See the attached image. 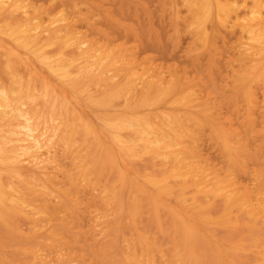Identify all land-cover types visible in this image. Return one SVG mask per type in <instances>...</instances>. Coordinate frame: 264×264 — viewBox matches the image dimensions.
Returning <instances> with one entry per match:
<instances>
[{
	"label": "bare ground",
	"instance_id": "6f19581e",
	"mask_svg": "<svg viewBox=\"0 0 264 264\" xmlns=\"http://www.w3.org/2000/svg\"><path fill=\"white\" fill-rule=\"evenodd\" d=\"M93 1L161 48L121 22L144 4ZM38 3L0 0V264H264V156L247 141L264 132V0H167L191 65L206 53L193 76Z\"/></svg>",
	"mask_w": 264,
	"mask_h": 264
},
{
	"label": "rangeland",
	"instance_id": "374dc122",
	"mask_svg": "<svg viewBox=\"0 0 264 264\" xmlns=\"http://www.w3.org/2000/svg\"><path fill=\"white\" fill-rule=\"evenodd\" d=\"M31 1H35V0H31ZM57 2H54V7H53V1H50L51 3L49 4V0H43V1H41V0H39V1H37L36 0V3H38L37 5L39 6V5H41L42 6V8H43V10L44 9H48V8H56V10L58 9V10H61V11H63V14L64 15H66L65 13H67V15L66 16H68L69 18L71 17H75V15H77V16H79V17H75V18H77L79 21H81L80 23H84V21H89V22H91V23H97L96 24V27L97 28H99V29H101V31L105 34H107V38H109L108 40L109 41H114V44H122L123 42L124 43H126V46H133L134 47V49H135V53L137 52V54L140 56V57H138V55L137 54H135V56L136 57H138V59H145V56H146V58L149 56L148 54H150V56H149V58H151V59H156L155 60V63H158V64H161V63H163V61H164V66L163 67H165L166 65L167 66H170L169 68L171 69H175V70H178V69H176V67H178L179 68V71L182 69V68H186V67H188L187 66V64L189 65V67L191 66V68H186L187 70H188V72H186L187 70L185 69V71H183V70H181V71H183V72H186L187 74H189V75H191V76H193V75H197V73H201L200 71H202V66L201 65H205L206 63H207V57H206V53H204V55H203V53L202 52H200V51H198L197 52V56H198V58H200V59H198L199 60V65L198 66H194L195 67V69H196V71H195V69H193L194 67H193V65H191V62H189V60H190V57L189 56H193V55H195L196 53H190V48L188 47V46H190L191 45V40L189 39V37H188V35L186 34V33H184V32H181V33H179V35H176V33L174 32V31H172L173 29V27H172V24H171V20H170V18H171V15H170V10L168 9V8H170V6H168V4L166 3L167 2V0H166V2H165V0H131L132 2H134V3H140V4H144L145 6H146V8H147V10H148V12H149V14H150V18H148L145 14H143L142 12H139V13H137L138 14V16L140 17H135V16H131V15H129V17H128V15L126 16V17H124L122 20H121V22L123 23V24H126L127 23V25H133V27L134 26H136L137 24L138 25H140L138 28H136L137 29V32H139L138 30L140 29V30H142L141 28L142 27H144V24L145 25H148L152 30H153V32H155V33H157V34H159V36H160V39H161V48H159L158 46H155L156 44L154 43V42H152L154 39L152 38V39H147V38H144L143 36H142V38H141V36L137 39V37H135L134 35H129L128 34V32L126 33L125 31H124V29L122 28V27H112L110 24H109V22L108 21H106L105 19H103L102 18V15H100V17H99V14H96V11H92V9L91 8H89L88 6H86L85 4H88L89 6L90 5H92V3H94V1L93 0H91L92 1V3L91 4H89V2L86 0H68V3L70 4V6L72 7H70L69 8V4L68 3H66L67 1L66 0H61V2L62 1H64L63 3H61L60 4V2H59V0H56ZM66 1V2H65ZM74 1L77 3H74ZM90 1V2H91ZM102 0H100V2H101ZM104 1V0H103ZM106 2H107V0H105ZM112 1H114V4L116 3V4H118L117 3V1L118 0H112ZM128 0H126V1H124L123 3H121V5H127L126 3H128L127 2ZM46 2V3H45ZM73 2V3H72ZM106 2H104V4L106 5ZM119 2V1H118ZM143 2V3H142ZM165 2V3H164ZM48 3V4H47ZM58 3H59V6H60V8H58L59 6H58ZM147 3V4H146ZM66 4H67V6H66ZM80 4V5H79ZM81 4H82V6H81ZM115 4V7L116 6H118V5H116ZM162 4V5H161ZM49 6V7H47V6ZM64 6V8L66 9H63V7L62 6ZM75 5V6H74ZM76 5H79V6H76ZM37 6V7H38ZM44 6V7H43ZM40 7V6H39ZM79 7H81V8H79ZM167 7V9H165ZM70 10H69V9ZM88 8V9H87ZM75 9V10H74ZM81 11H79V10ZM82 9V10H81ZM85 9V10H84ZM43 10H41V11H43ZM64 10H65V12H64ZM72 10H74V11H72ZM76 10H78V11H76ZM84 10V11H83ZM87 10H88V12H87ZM91 10V11H90ZM163 12H162V11ZM168 10V11H167ZM39 11V10H38ZM84 12V14H83V12ZM167 11V12H166ZM58 12V11H57ZM71 12L73 13V15H69V13L71 14ZM77 12V13H76ZM95 13V14H92V13ZM165 12V13H164ZM139 14H142V15H139ZM144 15V16H143ZM162 15V16H161ZM96 16V17H95ZM142 16V17H141ZM90 17V18H89ZM93 17H95V18H93ZM132 17V18H131ZM134 17V18H133ZM70 18V19H71ZM75 18H73V19H75ZM148 18V19H147ZM168 18V19H167ZM81 19V20H80ZM88 19V20H87ZM90 19H92V20H90ZM134 19H136V20H134ZM76 20V19H75ZM125 20H127L126 22H124ZM170 20V24L168 23V21ZM79 21H78V23L77 24H79ZM105 21V22H104ZM135 21V22H134ZM130 22V23H129ZM133 22L135 23V24H133ZM142 22V23H141ZM101 25H100V24ZM132 23V24H131ZM137 23V24H136ZM144 23V24H143ZM99 26V27H98ZM103 27V28H102ZM110 27V28H109ZM104 28H105V30H107V32H105V30H104ZM135 28V27H134ZM110 29V30H109ZM113 29V30H112ZM179 29H180V26H179ZM110 31V32H109ZM172 31V32H171ZM140 32H142V31H140ZM174 35H173V34ZM184 33V34H183ZM141 34V33H140ZM186 35V36H185ZM113 36V37H112ZM115 36V37H114ZM133 36V37H132ZM179 36V37H178ZM122 37V39H120ZM125 37V38H124ZM132 37V38H131ZM178 37V38H177ZM182 39H181V38ZM95 38H98V37H96L95 36ZM115 40H114V39ZM172 38H174L173 40H172ZM113 39V40H112ZM117 39H118V43H116L115 41H117ZM131 39H133V40H131ZM141 39L143 40V41H141ZM146 39H147V42H146ZM166 39V40H165ZM135 40V41H134ZM136 40H140L139 42L140 43H137V41ZM190 41V43H189V41ZM229 40V41H228ZM123 41V42H122ZM134 41V42H133ZM150 41V42H149ZM167 41V42H166ZM179 41V42H178ZM143 42H145L144 44H143ZM188 42V43H187ZM232 42H233V40H230L229 38H227L226 39V42L224 43V44H219L220 46H221V49L224 51L223 53H228V54H224V56L223 55H221V56H223V58H224V60L223 59H221V61L219 60V68L221 67V68H223L224 66L223 65H225V70L224 69H221L220 68V71H222L223 73L221 74V77L220 78H218V82H219V84L221 85V88H222V90L224 91H220L219 93H218V95H216V97L217 96H219V94L221 95V96H219V97H217V99L218 98H220V99H218V100H221L220 102L222 103L221 105H224V107L226 108V106H225V104H223V102L225 103L227 100H228V98L230 97V96H228V95H230V92H231V87H230V85H229V83H227L228 82V79L227 80H225V82H221L222 81V79H224V78H226V77H228L227 76V72L230 70V67H226V65H227V63L229 62V61H233L232 59H234V58H232V57H234L233 55L231 56V60L227 57V56H229V54H230V52H231V54H233V52H234V50L232 49ZM128 43V44H127ZM147 43H149V44H147ZM151 43H152V45H154L153 47H152V45H151ZM154 43V44H153ZM166 43V44H165ZM171 43V44H170ZM229 43V44H228ZM137 44V45H136ZM169 44V45H168ZM174 44V45H173ZM140 45V46H139ZM148 45V46H147ZM151 45V46H150ZM173 45V46H172ZM150 46V47H149ZM175 46H177V47H175ZM141 47V48H140ZM138 48V49H137ZM145 48H147V49H149V48H151L150 50H152V51H150V50H148V51H145V53H144V50H146ZM165 48V49H164ZM170 48V49H169ZM172 48V49H171ZM189 48V49H188ZM141 49H143V50H141ZM169 49V50H168ZM186 49V50H185ZM227 51H229L230 49V52H227ZM139 50V51H138ZM156 51V54L154 53L155 51ZM163 50V51H162ZM221 50V51H222ZM141 51V52H140ZM143 51V52H142ZM159 51H160V53H159ZM189 51V52H188ZM140 52V53H139ZM154 54H153V53ZM187 52V53H186ZM169 53V54H168ZM222 53V54H223ZM141 54H143V56L141 55ZM162 54V55H161ZM190 54V55H189ZM230 54V55H231ZM152 55V56H151ZM186 55L188 56V57H186ZM202 55V56H201ZM220 56V57H221ZM226 56V57H225ZM153 57V58H152ZM165 57V58H164ZM159 58H161V59H159ZM222 58V57H221ZM164 59H166V60H164ZM201 59H202V62H201ZM228 61H227V60ZM160 60H163V61H161L160 62ZM226 60V61H225ZM154 61V60H153ZM157 61V62H156ZM166 61V62H165ZM171 62L172 64H173V62H174V66H172V64L171 65H168V62ZM186 61H188V62H186ZM222 62V63H221ZM185 63V64H184ZM187 63V64H186ZM205 63V64H204ZM170 64V63H169ZM178 64V65H177ZM180 64H182L181 65V67H180ZM220 64H221V66H220ZM233 64H235V63H233ZM183 66V67H182ZM174 67V68H173ZM198 67H199V69H200V71H199V69H198ZM205 67V66H204ZM203 67V71H204V68ZM167 69H168V67H166ZM165 68V69H166ZM229 69V70H228ZM194 72H192V71ZM227 70V71H226ZM192 73H191V72ZM203 71H202V74H200V75H203ZM196 72V73H195ZM198 74V75H199ZM220 79V80H219ZM224 83H227V85L226 84H224ZM223 85V86H222ZM225 86L226 87H228L227 89L225 88ZM225 88V89H224ZM228 91H230L229 93H227ZM224 93V94H223ZM226 94H227V99H226ZM224 97V100L225 101H222V98ZM217 100V101H218ZM220 102H218V103H220ZM224 107L222 108L223 110H222V112L221 113H223V111H226V112H228V110H225L224 109ZM224 114H226V113H224ZM223 114V115H224ZM257 127H259V128H257V129H259V132L261 133H253V134H251L250 136L248 135L247 137L249 138V139H247V141L248 142H250L249 144H250V146L252 147V148H255V149H253V150H255V151H257V150H260V151H262L263 150V152H264V132H262V130H261V128H260V126H257ZM202 137L203 138H205V140L204 141H207V136L206 135H204L203 133H202ZM251 136H253V137H256V138H252ZM251 137V138H250ZM258 138V139H257ZM252 139V140H251ZM252 141V143H251V141ZM253 142H256V144L255 143H253ZM257 142H258V145H257ZM202 143H203V145H204V143H205V145H206V147L205 146H203L202 148H203V152L204 153H206L207 154V156H209V154H211L210 155V157H216V156H214V155H216L217 154V156H218V153L217 152H215V148H213V147H211L210 148V143H208V141H207V143L206 142H203L202 141ZM252 144V145H251ZM255 144V145H254ZM260 145V146H259ZM209 146V148H208V150H206L207 149V147ZM263 147V148H262ZM213 148V149H212ZM258 148V149H257ZM205 150V151H204ZM210 150H212L213 152H214V155H213V153H210V152H212V151H210ZM262 152V154H263V156H264V153ZM243 180L245 179L244 177L242 178Z\"/></svg>",
	"mask_w": 264,
	"mask_h": 264
}]
</instances>
